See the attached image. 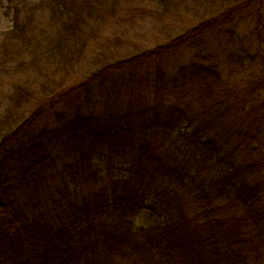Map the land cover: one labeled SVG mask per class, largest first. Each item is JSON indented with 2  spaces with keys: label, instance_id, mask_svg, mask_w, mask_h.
<instances>
[{
  "label": "trees",
  "instance_id": "16d2710c",
  "mask_svg": "<svg viewBox=\"0 0 264 264\" xmlns=\"http://www.w3.org/2000/svg\"><path fill=\"white\" fill-rule=\"evenodd\" d=\"M137 1L0 0V264H264V1L86 63Z\"/></svg>",
  "mask_w": 264,
  "mask_h": 264
},
{
  "label": "rangeland",
  "instance_id": "374dc122",
  "mask_svg": "<svg viewBox=\"0 0 264 264\" xmlns=\"http://www.w3.org/2000/svg\"><path fill=\"white\" fill-rule=\"evenodd\" d=\"M216 1L218 0H173L171 5L167 4V8L170 11H174V16L169 10L162 8L161 13L163 18L158 22L150 23L137 17L134 24L131 22L125 23V21H123L124 23L121 24L123 25L121 29H119L121 25H109L105 32L100 35L101 37L92 42L91 48L89 49L90 51L87 54L88 59L86 63H88L89 60H96L98 61L97 63L102 61L105 62L108 56L117 54L125 55L128 53L129 49L131 51L151 49L155 47V43L162 42V39L167 36L171 30V33L176 30L181 34L188 29L195 26L197 27L202 21L213 17L214 11H219L222 9L221 7H224L215 3ZM136 3L141 9H147L149 7L143 0H138ZM125 9L126 8H124V10ZM130 13L131 9H129L127 14ZM158 15H160L159 12ZM140 16H142L141 13ZM9 26L10 22L8 21V17L4 14V10L1 9L0 32L7 30ZM247 26L250 27V30L256 28L258 33L261 31L262 27H260V25L257 27L255 25ZM180 57L181 55H177V58ZM184 58H186L185 54ZM261 127H264V120L261 123Z\"/></svg>",
  "mask_w": 264,
  "mask_h": 264
}]
</instances>
